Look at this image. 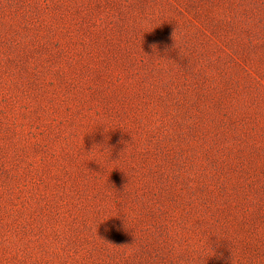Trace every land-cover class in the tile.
Here are the masks:
<instances>
[{
  "label": "rangeland",
  "instance_id": "1",
  "mask_svg": "<svg viewBox=\"0 0 264 264\" xmlns=\"http://www.w3.org/2000/svg\"><path fill=\"white\" fill-rule=\"evenodd\" d=\"M0 264H264V0H0Z\"/></svg>",
  "mask_w": 264,
  "mask_h": 264
}]
</instances>
